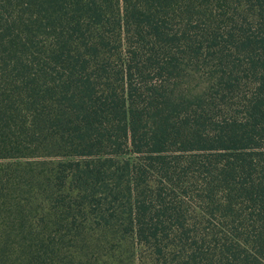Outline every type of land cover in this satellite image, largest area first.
Here are the masks:
<instances>
[{"label": "trees", "instance_id": "trees-1", "mask_svg": "<svg viewBox=\"0 0 264 264\" xmlns=\"http://www.w3.org/2000/svg\"><path fill=\"white\" fill-rule=\"evenodd\" d=\"M0 264H264V0H0Z\"/></svg>", "mask_w": 264, "mask_h": 264}]
</instances>
